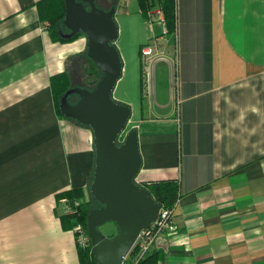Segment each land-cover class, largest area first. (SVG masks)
Instances as JSON below:
<instances>
[{
	"label": "crops",
	"instance_id": "crops-1",
	"mask_svg": "<svg viewBox=\"0 0 264 264\" xmlns=\"http://www.w3.org/2000/svg\"><path fill=\"white\" fill-rule=\"evenodd\" d=\"M38 1L0 0V264H80L57 195L85 194L93 135L57 113L50 77L67 72L78 84L87 39H53ZM114 5L112 98L130 108L135 181L178 188L177 230L138 264H264V0H172L167 31L138 0ZM145 45L159 53L147 89Z\"/></svg>",
	"mask_w": 264,
	"mask_h": 264
},
{
	"label": "water",
	"instance_id": "water-1",
	"mask_svg": "<svg viewBox=\"0 0 264 264\" xmlns=\"http://www.w3.org/2000/svg\"><path fill=\"white\" fill-rule=\"evenodd\" d=\"M63 8L62 24L69 31L64 37L84 34L86 56L101 72L91 90L71 87L59 102L64 117L88 127L93 135L94 166L88 189L99 206L89 210L86 230L95 264H122L140 231L157 219L159 206L135 181L141 158L135 130L126 131L130 108L112 98L121 74V61L113 45L117 37L115 10L100 9L95 0H63ZM71 94L78 96L73 104L67 100ZM106 222L117 226L118 232L111 238L98 230ZM157 243L166 247L162 237Z\"/></svg>",
	"mask_w": 264,
	"mask_h": 264
},
{
	"label": "trees",
	"instance_id": "trees-1",
	"mask_svg": "<svg viewBox=\"0 0 264 264\" xmlns=\"http://www.w3.org/2000/svg\"><path fill=\"white\" fill-rule=\"evenodd\" d=\"M138 1H139V6L141 8V13L143 16H145L147 9L150 8L152 5L148 3V0H138ZM97 2H99V0ZM101 2L108 3L109 6L107 7V9H109L110 7L115 6L114 4L116 0H110L107 2L106 0H102ZM84 6L87 8L86 4H84ZM160 7L161 10H163L162 12L164 17V27L166 31L167 29L170 30L172 28V24L174 21L172 0H163L162 6ZM36 8H37L39 20L45 24V27L48 28L49 33L53 39L59 41H67L82 34V33H78L72 38H68V39L64 37V31L66 30V28L62 24L63 15H64L63 0H39L36 3ZM79 56H82V63L80 65V72H79L80 80L78 84H73L72 79L67 72L59 73L57 75L50 77V85H51L53 98L55 101V106L57 109V113L61 117L64 116L61 114L59 110V102H60V98L65 93V91L74 86L91 90L101 77V72L95 67L93 62L88 57L84 55H79ZM67 100L69 104H73L78 100V96L76 94H71L68 96ZM64 118L69 121H72L73 123L78 124V122H76L73 119L66 117ZM91 175L86 187L87 193L89 195L88 199L85 202H80L78 204V206L75 208L76 210L75 213H71L73 215L65 214L59 217L63 229L72 230L74 225L79 222L82 224V226L85 228V231L87 232L86 216L89 210L98 207V204L94 201L88 189L89 183L91 181ZM137 184L149 193V195L155 201V203L158 204L159 211L161 212L172 209L174 203L178 199V188L175 181L172 180L147 181ZM83 197H84V192L82 191L81 188H72L63 191L57 195V199L65 198L69 200L70 199L80 200L83 199ZM74 218H76V220H74ZM133 251H134V247L130 250L128 256H130ZM77 253L80 264H95L92 251L89 252L87 250L77 248ZM145 261H143L140 264H144Z\"/></svg>",
	"mask_w": 264,
	"mask_h": 264
},
{
	"label": "built area",
	"instance_id": "built-area-1",
	"mask_svg": "<svg viewBox=\"0 0 264 264\" xmlns=\"http://www.w3.org/2000/svg\"><path fill=\"white\" fill-rule=\"evenodd\" d=\"M146 20L149 23H158L164 29V17L160 6L150 7L147 9ZM156 48L151 45H145L141 49V79L143 89H147L149 86L153 64L158 56ZM65 198L61 199L60 202H66ZM76 207L79 202L75 200L73 203ZM177 230V225L174 221L173 210L159 211L157 219L149 226V228L140 231L136 241L134 242V250L137 252L136 258L130 260L127 256L122 260V264H138L140 260L151 250L155 245L156 240L159 237H164L167 234L174 233ZM75 235V242L78 248L92 251V244L89 236L85 231V228L80 224L75 225L72 228ZM131 248V249H132ZM130 252V251H129Z\"/></svg>",
	"mask_w": 264,
	"mask_h": 264
},
{
	"label": "rangeland",
	"instance_id": "rangeland-1",
	"mask_svg": "<svg viewBox=\"0 0 264 264\" xmlns=\"http://www.w3.org/2000/svg\"><path fill=\"white\" fill-rule=\"evenodd\" d=\"M98 0H96L95 1V5L98 7V8H100V9H103V10H106L107 9V7L109 6L108 5V3H105V2H103V3H101V2H97ZM107 1H110V0H106V2ZM102 6V7H100V6ZM105 8V9H104ZM73 82V81H72ZM73 84H74V82H73ZM123 136H124V134H122L119 138H118V140L119 141H121L122 139H123ZM88 193H87V190H85V194H84V197H83V199H80V200H76V201H78L79 203L80 202H85L87 199H88ZM61 200V199H60ZM67 201L66 202H62V204H64V206H65V209L67 210V212H66V214L68 215V214H70V215H73V214H71V213H75V208H76V206L73 204L74 202H75V200H72V199H66ZM74 220H76V218H74ZM74 222V221H73ZM77 224H80L81 226H82V224L81 223H76L75 225H77ZM74 225V226H75ZM98 229L100 230V232L101 233H104V234H109V233H113L114 235H116L117 234V226L114 224V223H112V222H106V223H104V224H102V225H100L99 227H98ZM113 234H111L109 237L111 238V237H113L114 235Z\"/></svg>",
	"mask_w": 264,
	"mask_h": 264
},
{
	"label": "flooded vegetation",
	"instance_id": "flooded-vegetation-1",
	"mask_svg": "<svg viewBox=\"0 0 264 264\" xmlns=\"http://www.w3.org/2000/svg\"><path fill=\"white\" fill-rule=\"evenodd\" d=\"M101 1H102V0H99V2H101ZM99 2H98V3H99ZM101 3H102V2H101ZM99 6H100V5H99ZM100 7H102V6H100ZM68 32H69V31L66 29V30L64 31V35L67 34ZM98 206H99V205H98Z\"/></svg>",
	"mask_w": 264,
	"mask_h": 264
}]
</instances>
